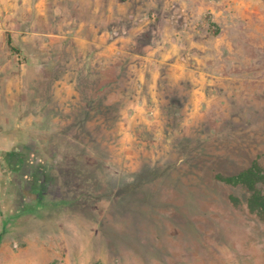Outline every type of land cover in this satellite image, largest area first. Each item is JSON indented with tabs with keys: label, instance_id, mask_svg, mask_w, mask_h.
Returning <instances> with one entry per match:
<instances>
[{
	"label": "rangeland",
	"instance_id": "1",
	"mask_svg": "<svg viewBox=\"0 0 264 264\" xmlns=\"http://www.w3.org/2000/svg\"><path fill=\"white\" fill-rule=\"evenodd\" d=\"M126 2L123 51L9 48L1 116L27 147L3 211L55 208L5 231L0 264H264V212L220 178L253 166L264 192V0Z\"/></svg>",
	"mask_w": 264,
	"mask_h": 264
},
{
	"label": "crops",
	"instance_id": "2",
	"mask_svg": "<svg viewBox=\"0 0 264 264\" xmlns=\"http://www.w3.org/2000/svg\"><path fill=\"white\" fill-rule=\"evenodd\" d=\"M126 13V0H0V236L4 230H10L9 225L13 220L20 222L17 215L11 218V214L5 213L3 206L6 205L8 210L13 205V202L10 203L11 197H8L12 193L10 183L27 147L18 143L11 129L7 128L10 122L1 116L3 111L14 109L22 74L14 64L16 58L9 54L11 47L8 38L11 46L44 47L56 38L65 44L75 41L76 47L82 42H89L96 45L98 55L109 56L115 49L123 51L129 48L132 40L129 33L132 34L133 28H122L121 34L111 28L115 18L124 17ZM56 14L59 15L57 19ZM71 23L74 24L73 34L72 29H68ZM55 29L62 31V34L53 37L52 30ZM134 29L133 34H136L137 29ZM72 36L75 40H72ZM208 80L204 79L197 89H205ZM31 245L34 248L45 246L37 242ZM3 249H0V254ZM36 260L39 261L34 257L33 261Z\"/></svg>",
	"mask_w": 264,
	"mask_h": 264
},
{
	"label": "trees",
	"instance_id": "3",
	"mask_svg": "<svg viewBox=\"0 0 264 264\" xmlns=\"http://www.w3.org/2000/svg\"><path fill=\"white\" fill-rule=\"evenodd\" d=\"M8 44L11 48H13L11 46V40L10 38H8ZM256 171L254 169L253 166L241 171L240 173L236 174V175H232V176H227V177H220L222 178V180L228 182V183H232V184H243L247 190L250 191V195L247 199V204H248V207L251 209V210H260L262 212H264V192H262L261 190H258L255 188L254 186V183L256 182ZM71 202H74V201H70ZM53 205H51V207H45L43 208L42 210L39 208V206H32L28 211L27 213L24 212V213H19L17 214V217L20 222L22 219H25V215H32L33 217L36 215L40 218H44L43 213L42 211L46 210H53L55 207H52ZM59 207H63L62 206H59ZM59 207H56V209H59ZM36 208V209H35ZM42 214V215H41ZM31 216V217H32ZM15 218V219H16ZM18 220V221H19ZM16 221V220H15ZM13 220V222H15ZM19 222V223H20ZM18 225V222L14 223V225L12 224L10 228H15V226ZM6 230H4V232L2 233V235L5 233ZM2 235L0 236V238L2 237Z\"/></svg>",
	"mask_w": 264,
	"mask_h": 264
},
{
	"label": "flooded vegetation",
	"instance_id": "4",
	"mask_svg": "<svg viewBox=\"0 0 264 264\" xmlns=\"http://www.w3.org/2000/svg\"><path fill=\"white\" fill-rule=\"evenodd\" d=\"M118 73H119V71H118ZM115 77V79H111L110 81H109V85L108 86H102L101 87V89L102 88H105V87H107L108 89L104 92V94H107L108 92H110L111 91V89H112V87L114 86V85H112L115 81H116V78H120V75L119 74H115V75H113L111 78H114ZM95 92V91H94ZM107 92V93H106ZM94 94H96V96L95 97H89V99H87L86 101H88V100H90V101H95L96 99H98L99 97H100V92H97V93H94ZM88 97V96H87ZM86 97V98H87ZM83 103V102H82ZM178 103H180V102H178ZM88 104H89V102H88ZM90 106L91 107H93L91 104H90ZM88 116H90V114H88Z\"/></svg>",
	"mask_w": 264,
	"mask_h": 264
}]
</instances>
